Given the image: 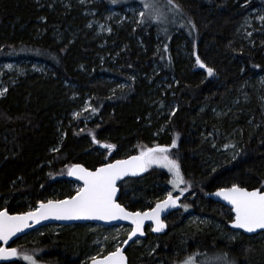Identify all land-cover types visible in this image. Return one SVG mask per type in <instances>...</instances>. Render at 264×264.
<instances>
[{"label": "trees", "instance_id": "trees-1", "mask_svg": "<svg viewBox=\"0 0 264 264\" xmlns=\"http://www.w3.org/2000/svg\"><path fill=\"white\" fill-rule=\"evenodd\" d=\"M246 1L174 0L177 11L168 0H152L163 14L162 21L144 16L133 33L144 42L145 53L123 31L113 40L119 60L111 66L96 59L101 51L81 34L60 44L54 41L56 32L64 33L68 26L80 28L81 20L37 11L29 0H0V63L35 61L51 70L48 77L27 73L6 87L0 98V206L2 198H8L9 214L25 213L23 204L14 205L17 198L28 196L37 207L53 188L58 199H66L69 192L63 186L69 182L72 165L95 170L139 155L142 149L169 147V156L177 160L185 180L180 188L187 191L183 195L179 191L180 208L165 220V233L154 236L147 231L143 240L126 250L128 264H182L210 254L226 257L231 264H264V233L252 237L240 233L227 241L213 226L186 219V213L207 217L227 231L231 211L208 197L234 184L249 191L264 190V20L253 43H245L238 29L243 22L240 6ZM100 2L105 7L144 5V0ZM249 5L264 17V0H249ZM154 36L161 40L157 51ZM179 44L188 53L195 47L215 78L193 70L191 58L178 57ZM151 63L158 64L160 77L174 79L165 95L174 109L157 121L155 107L144 103L146 87L140 80L150 72ZM130 75H137V82ZM102 77L124 86L116 88L114 82L100 81ZM64 81L91 95L88 109L70 126L65 118L71 104L61 100ZM150 117L155 122L147 127ZM86 119L92 121L84 123ZM160 125L163 132L157 133ZM93 137L99 143H93ZM173 139L175 148H171ZM101 144L115 147L107 154L109 149ZM170 178L166 168L148 169L142 177L119 185L118 202L129 211L148 210L164 199L163 186L170 184ZM90 228L79 225L37 237L29 234L15 247L18 254L25 249L43 253L39 261L32 254L37 264H87L94 253ZM12 264L26 262L18 256Z\"/></svg>", "mask_w": 264, "mask_h": 264}, {"label": "rangeland", "instance_id": "rangeland-1", "mask_svg": "<svg viewBox=\"0 0 264 264\" xmlns=\"http://www.w3.org/2000/svg\"><path fill=\"white\" fill-rule=\"evenodd\" d=\"M31 1L32 5L36 7V10H47L49 12H57L58 14L64 16H69L72 21L79 19L81 20L82 26L79 28H72L68 26L65 32H56L53 36L54 41L57 44L62 43L68 38H72L75 35L81 34L82 39H85L86 42L94 44L96 46L97 51L99 54L95 55L96 59L99 62L108 63L111 66L117 65L118 59V52L113 44V40L123 33V31L129 32L128 38H131L135 43L136 49L143 51L145 53L144 42L142 39L134 38V32L136 26L142 21L144 16H149L153 21H157V18L153 11L144 8V5H128L118 7L109 5L105 7L102 5L100 0H29ZM235 2H239L240 0H234ZM243 10V22L238 29V34L240 38L245 43H253V36L258 35L261 32L262 28V19L263 13L260 9L254 8L249 5V0L243 3L241 6ZM144 11L145 15L143 17L140 16V12ZM150 11V12H149ZM163 19V14L160 15L159 21L161 22ZM82 31V32H81ZM39 31L37 32V34ZM83 33V35H82ZM52 39V37H51ZM160 39L158 36L153 37V49L155 51L158 50L160 46ZM176 52L178 53V57L181 59L191 58V68L193 70H202L207 77L215 78L214 74L209 76L207 71L203 68H200L199 65L196 63L197 54L196 48L192 47L191 51L188 53L186 50L185 45H177ZM120 51V50H119ZM159 66L156 63H151V70L150 72L142 75L140 80L145 83L146 93L143 94V100L148 108L155 107V114L153 112L154 119L157 121L163 115H166L171 110L174 109V103L172 101H166L165 95L166 91L169 90L171 83H173L174 79L167 77H160L159 76ZM31 77V75H42L44 77H48L51 74V70L41 63H37L35 61L29 62H19V63H0V77H2L3 81L0 83V98L5 95L6 87L12 86L17 83L18 79H23L26 75ZM130 79L133 82H137V75L133 76L130 75ZM100 81L107 82L103 77L100 78ZM114 82L116 84V88H121L124 84L119 83L118 81L109 80L107 83ZM62 98L67 103L71 104V108L68 111V116L65 119H68V125H73L76 122L77 116L86 111L89 107V102L91 95L82 93L81 87L78 86L76 83L64 81L62 86ZM150 117L147 127L153 125L152 123L155 122ZM92 119H86L84 123L91 122ZM57 125V132L60 133L62 120L58 121ZM159 129L156 131L157 133L162 131L163 126H159ZM153 132V137H159L160 134ZM57 133V134H58ZM161 133V132H160ZM107 154H110L111 151H106ZM157 166L153 165L149 168V170L155 169ZM167 170V169H166ZM168 172V170H167ZM169 173V172H168ZM170 175V181L172 180V174ZM68 192V198L74 196L79 188L82 186L75 183V182H67L65 186H63ZM163 196L164 198L167 197L168 192H172V195L178 196L179 190H174L172 184L163 186ZM57 189L53 188L50 190V195L46 196L44 202L49 200L56 201L60 200L57 198ZM28 196H24V198H17L14 202V205L23 204L25 211H35L36 207L32 205L30 200L27 199ZM63 200V199H61ZM8 198H2L0 210L6 209L7 205L9 204ZM186 219L190 224H204L208 226H213L215 229L221 231L222 238L227 241H233L237 239L240 235L239 232L231 231L227 227V231L221 230L222 225L220 222L215 221L213 219L207 217H200L193 214L186 213ZM90 226V231L95 235L92 245L94 246V253L90 256L87 261L91 260V257H102L107 253L114 251L117 247H120L124 242L126 236L130 232L129 227H101L95 225H88ZM58 228H62L59 226H48L43 227L32 234V237H37L46 233H55L57 232ZM150 229V228H149ZM28 241V240H27ZM26 241V242H27ZM140 242V241H139ZM138 243V242H137ZM107 244L111 245V250L105 253V249ZM136 244V243H134ZM32 250V252H30ZM33 249L24 251H20L19 258L21 259L22 263L25 261L22 259V256L25 254L31 255L33 254L34 257H38L37 261L43 259V253L35 252L33 253ZM222 256H216V254H210L198 259L191 258L193 260V264H215L216 258ZM189 259V258H188ZM186 259V260H188ZM185 260V261H186ZM24 261V262H23ZM43 261V260H42ZM185 261L182 264H185Z\"/></svg>", "mask_w": 264, "mask_h": 264}, {"label": "snow or ice", "instance_id": "snow-or-ice-1", "mask_svg": "<svg viewBox=\"0 0 264 264\" xmlns=\"http://www.w3.org/2000/svg\"><path fill=\"white\" fill-rule=\"evenodd\" d=\"M168 4L179 11V6L174 0H168ZM144 8L152 9L157 20L161 13L159 6L152 0H144ZM145 15L144 11L140 16ZM264 20V17H261ZM167 50V49H166ZM196 63L200 68L207 71L212 76L213 69L205 66L197 58ZM5 91H7L5 89ZM2 95V93H0ZM93 143H99L93 137ZM101 147L113 149L111 144H101ZM177 147L176 140L173 139L171 148ZM169 147L156 146L142 149L137 156H131L126 160H117L115 163H107L95 171H88L79 164L72 165L68 169L69 176H75L77 180L82 181L83 186L79 188L75 196L65 200H49L47 203L41 202L35 211H29L21 215H9L7 211H0V242L5 245L17 233L25 228L31 227L29 221L39 223L41 220H127L134 227L129 233L128 240L131 241L137 234L144 235L142 231L145 220H151L155 225L153 232H161L165 228L161 220V214L166 209L177 207L179 196L173 197L172 192H168L167 198L155 204V207L147 212H129L119 203H116L114 197L117 193V181L126 176H137L146 172L150 167L166 168L172 174L170 183L174 190H179L183 195L187 188L181 189L185 184L184 177L181 174L180 165L177 160L170 158ZM216 196L227 201L231 205V211L235 217L231 224L234 229H242L246 233H254L257 230H264V190L256 189L248 191L245 188L233 185L231 188H222L215 193ZM187 209V205H184ZM125 244L128 241H124ZM18 251L12 247H0V261H8L18 257ZM22 259L26 264H37L33 256L25 254ZM92 264H125V256L119 247L102 259L91 257ZM185 264H193L189 258ZM215 264H231L226 257H217Z\"/></svg>", "mask_w": 264, "mask_h": 264}, {"label": "water", "instance_id": "water-1", "mask_svg": "<svg viewBox=\"0 0 264 264\" xmlns=\"http://www.w3.org/2000/svg\"><path fill=\"white\" fill-rule=\"evenodd\" d=\"M132 156H137V155H132ZM131 157V156H130ZM129 158V157H128ZM126 158V159H128ZM126 159H123V160H126ZM115 163V161L113 162ZM101 167V166H100ZM99 168V167H98ZM97 169V168H96ZM95 169V170H96ZM95 170H88V171H95ZM146 172H142L140 173L139 175L137 176H126L124 177L123 179L121 180H118L117 181V193H116V196L114 197L116 203H119L118 202V198H119V195H120V189H119V185L124 182L125 180H128V179H137V178H140L142 177ZM67 180L69 182H75L81 186H83L82 184V181L80 180H77L75 178V176H69L68 173H67ZM219 191V190H218ZM249 191V190H248ZM252 191V190H251ZM217 192V191H216ZM215 192V193H216ZM215 193L211 194L208 198L211 199L212 201L216 202V203H219L220 205H222L223 207L229 209L231 211V205L221 199L220 197L216 196ZM76 195V194H75ZM74 195V196H75ZM175 197V196H173ZM68 199V198H66ZM166 199V198H165ZM65 200V199H63ZM163 201V200H162ZM43 203H47V202H43ZM39 206V205H38ZM37 206V207H38ZM122 206V205H121ZM36 207V208H37ZM123 207V206H122ZM155 205L152 207L154 208ZM151 208V209H152ZM180 208V204H179V200L177 201V207H174V208H169V209H166L164 212H162L161 214V220L164 222L165 218H167L170 214L174 213V212H177ZM151 209L149 210H146V211H135V212H147V211H150ZM127 210V209H126ZM1 211H6V210H1ZM129 211V210H127ZM129 212H133V211H129ZM26 213V212H25ZM9 214V213H8ZM23 214V213H22ZM231 214H232V222L234 220V217H235V214L234 212L231 211ZM9 215H21V214H9ZM232 222L228 225V228L231 230V231H235V232H239L245 236H248V237H252V236H256V235H259L261 233H264V230H257L256 232L254 233H246L244 232L242 229H234L231 227V224ZM29 224L31 225V227H27L25 228L22 232H19L17 233L15 236H13L7 245H5L3 242H0V247H10L12 245V243H14L16 240L20 239V238H23L27 235H29L30 233L32 232H35L37 230H39L40 228H43V227H47V226H52V225H57V226H61V227H71V226H79V225H96V226H101V227H117V226H127V227H130V231L132 230V228L134 227L129 221L127 220H115V221H103V220H72V221H63V220H52V219H49V220H41L39 223H34L33 221H29ZM165 224V228L163 231L161 232H153L152 231V227H154L155 225L153 224V222L151 220H145L144 222V225H143V228H142V231L144 232V235H139L137 234L136 237H133V239L131 241L128 240V236L129 234L126 236L125 240L124 241H128L127 244H125L124 242L122 243V245L119 247L122 251V254L125 256V264H128V258L126 256V250L132 245L134 244L135 242H138V241H141L145 238L146 236V232H145V229L148 227V226H151V229H150V233L154 236H159V235H162L163 233H165L166 229H167V225L166 223L164 222ZM130 233V232H129ZM115 251V250H114ZM113 251V252H114ZM111 253V252H110ZM108 253V254H110ZM108 254L104 255V256H107ZM104 256L102 257H98V259H102ZM16 261V258H12L8 261H0V264H9V263H12V262H15ZM87 264H92V261L90 260Z\"/></svg>", "mask_w": 264, "mask_h": 264}, {"label": "flooded vegetation", "instance_id": "flooded-vegetation-1", "mask_svg": "<svg viewBox=\"0 0 264 264\" xmlns=\"http://www.w3.org/2000/svg\"><path fill=\"white\" fill-rule=\"evenodd\" d=\"M2 210H6V209H2ZM1 211V210H0ZM145 231L147 232V231H149L148 229H145ZM21 239V238H20ZM17 241V240H16ZM16 241L14 242V243H12V245L10 246V247H12V248H16L15 247V243H16ZM13 263V262H12ZM12 263H9V264H12Z\"/></svg>", "mask_w": 264, "mask_h": 264}]
</instances>
